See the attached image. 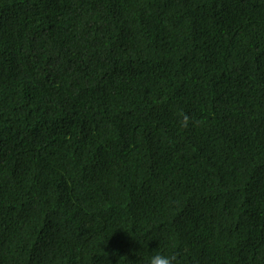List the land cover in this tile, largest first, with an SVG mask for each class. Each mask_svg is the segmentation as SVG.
Here are the masks:
<instances>
[{"label":"trees","instance_id":"obj_1","mask_svg":"<svg viewBox=\"0 0 264 264\" xmlns=\"http://www.w3.org/2000/svg\"><path fill=\"white\" fill-rule=\"evenodd\" d=\"M156 252L264 264V0H0V264Z\"/></svg>","mask_w":264,"mask_h":264},{"label":"clouds","instance_id":"obj_2","mask_svg":"<svg viewBox=\"0 0 264 264\" xmlns=\"http://www.w3.org/2000/svg\"><path fill=\"white\" fill-rule=\"evenodd\" d=\"M188 117L185 115L181 121L182 126H187ZM175 257L163 252H156L147 258L146 264H173Z\"/></svg>","mask_w":264,"mask_h":264}]
</instances>
